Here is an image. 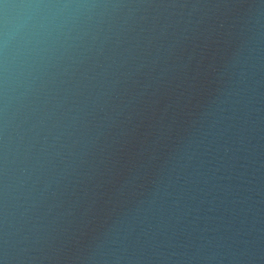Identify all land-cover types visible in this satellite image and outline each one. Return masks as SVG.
I'll use <instances>...</instances> for the list:
<instances>
[{"label": "water", "instance_id": "1", "mask_svg": "<svg viewBox=\"0 0 264 264\" xmlns=\"http://www.w3.org/2000/svg\"><path fill=\"white\" fill-rule=\"evenodd\" d=\"M0 264H264V0H0Z\"/></svg>", "mask_w": 264, "mask_h": 264}]
</instances>
